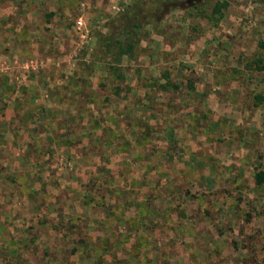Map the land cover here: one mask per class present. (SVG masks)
<instances>
[{
    "label": "rangeland",
    "instance_id": "1",
    "mask_svg": "<svg viewBox=\"0 0 264 264\" xmlns=\"http://www.w3.org/2000/svg\"><path fill=\"white\" fill-rule=\"evenodd\" d=\"M135 1L40 7L35 25L45 29L32 31L24 58L41 61L16 63L24 77L18 110L0 111V194L19 201L23 217L0 219V264H264V183L254 181L264 169V99L255 98L264 96V70L248 65L264 60V0H229L216 24L205 15L216 0H171L160 9L143 0L149 23L137 56L112 70L103 36L118 32L113 18ZM16 4L0 25L25 18L32 27V2ZM63 4L69 14L43 24ZM79 17L85 29L76 27ZM164 71L169 88L158 93ZM12 80L3 85L9 91ZM50 90L51 99L42 96ZM78 94L83 115L64 109ZM35 102L47 108L28 127ZM134 123L158 137L134 145ZM118 150L137 153L124 159ZM18 244L27 250L18 253Z\"/></svg>",
    "mask_w": 264,
    "mask_h": 264
},
{
    "label": "crops",
    "instance_id": "2",
    "mask_svg": "<svg viewBox=\"0 0 264 264\" xmlns=\"http://www.w3.org/2000/svg\"><path fill=\"white\" fill-rule=\"evenodd\" d=\"M44 1L45 0H9V1L7 0V2H6L4 0H0V19L4 15H5V17L12 15V13H14V9L18 8V5L16 3H18L20 5L22 2H25L26 4H29L32 2V27L31 26L29 27V25H28L29 22H26L25 18H23L21 23L9 22L6 25L5 29H4V26L0 25V32L2 33V38H0V46L3 45V48H6V49L8 48L9 49L8 52H10L9 54H7L9 56V58L4 59L3 57L7 56V55H4V51H0V104L3 106L2 108L0 107V111H2V112L5 110L9 111L11 109H13L14 111L18 110L17 103H19V101L17 100L18 101L17 102L15 100L14 95H17L18 83L22 82L24 80V77H23V74L19 73V67L20 66H17L16 63L18 64L19 62H22V60H25L24 62L30 61L32 63L33 62L38 63L41 61V59L38 60L36 57H33V55H30L29 58H24L25 57L24 46L26 45V43H28V45H30L32 47V45H33L32 31H37L40 28L42 30L45 29L43 26L37 27L35 25V20H36L35 18L37 16L41 15V13H43V12H40V7L42 6ZM56 1H58V2L64 1L67 3L69 2V0H56ZM57 7H58V5H56V7L54 9L51 8V10H49V12L45 13L46 16L44 15L45 19L43 21V24L49 23L51 20L47 21V19H49L51 17L53 19L56 15H58L59 18H61L62 15H68L70 11H66L65 8H68L69 10L71 9V6L69 4L68 5L63 4L64 10H61V11H58ZM26 9H27V7H26ZM28 11H29V9L26 10V12L23 11L27 18H28V15L30 13ZM56 19L57 18H55L54 20H56ZM63 23H64V26H66V23L65 22H63ZM2 31H4L5 34H3ZM22 33H24L26 35L25 41L22 40V37H21ZM33 49H35V46H33ZM17 52H19L20 55H18ZM22 54L24 55L23 57H22ZM33 54H35V52H33ZM15 67H16V70H15ZM2 74H6L7 77L4 75H3L4 77H2L1 76ZM11 79H13L12 83L17 84V86L12 88L9 91V89H6L3 85H4V83H7V82L9 83V81ZM14 79H16V81ZM161 92H163V90L158 91V93H161ZM42 93L43 92H41V94ZM32 94H33V92H32ZM51 94H52V92L50 90V92L43 93L42 96L48 97V99H51V97H52ZM116 94H118V93H116ZM116 94L112 93V96H114L117 99L118 96H116ZM6 95H7V98H4L3 96H6ZM33 98H35V97L33 96ZM11 100H13V101H11ZM33 100L34 99H32V101ZM36 100H37V98H36ZM14 101H16L15 107L10 104V103H13ZM84 101H85L84 97L80 96L78 94L77 100H74V102L73 101H66V105H75V106L71 107V108L65 107L64 109L69 110V111H77V113L81 112V115H83L84 113H83L82 107L84 106ZM114 101H116V100H114ZM33 105L34 106H32V111H31L32 115L29 116V118L26 120V124H25L28 127H30L31 125H32V127H34L37 123L43 122L41 120V118H38V116H37L38 111L41 110V108L43 106H40L37 102H35ZM87 105H89V104H87ZM92 105H95V103H93ZM44 108L46 110L47 104H46V106H44ZM3 116H4V113H3L2 117ZM8 117H9L8 119H12V117L11 118H10V116H8ZM0 119H1V121H3L4 118H0ZM162 119L164 120L163 117H162ZM82 123H84V122H82ZM147 125H149V124L139 125V124L134 123V125H132V127L129 128L128 140L130 142L134 143V145L136 144V142H142V145H143L144 143L151 141V139L157 138L158 136L154 131H152V132L149 131L148 133H146V131H147L146 126ZM45 127H49V125L45 126ZM163 127H166V130L172 129V126H170V125H168V126L163 125ZM134 130L136 132H139V133L141 131V133L135 136L134 133L132 132ZM176 130L177 129H175V131ZM162 132H164V133H162L160 141L162 142V144L163 143L165 144L168 142V138L165 134V131H162ZM2 137H3V133L0 132V139H2ZM133 153H137V152L130 151V150H128V151L127 150L126 151L118 150L116 156L120 157L122 155L123 158L125 157L127 159L130 156L133 157L134 156ZM130 172H129L130 174H133L132 171H130ZM0 174H1V172H0ZM0 196H2V198H0V219H2L4 221H7V220L16 221V219H20V218L23 219V217H21V215L17 214V213H19L20 209L22 208L20 202L19 201L16 202L14 200H11L8 202L4 198V191L1 192ZM24 204H26V207L31 208V206L28 204V202H25ZM3 236H4L3 239H5V235H3ZM11 246L12 245H10V247ZM15 248L18 249V251H17L18 253H23L24 252L23 248H25L27 250V248L22 244L16 245Z\"/></svg>",
    "mask_w": 264,
    "mask_h": 264
},
{
    "label": "trees",
    "instance_id": "3",
    "mask_svg": "<svg viewBox=\"0 0 264 264\" xmlns=\"http://www.w3.org/2000/svg\"><path fill=\"white\" fill-rule=\"evenodd\" d=\"M171 0H158V4L155 5L156 9H160V5L162 2H169ZM143 0H136L134 6L128 13L124 12V14L120 18H113L114 29L118 28V32L114 33V31L110 32L108 35L103 36L104 42L102 46L105 48V55H110L111 60L106 59V63L109 65L108 67L114 70V65L118 64L123 57H127L129 59L136 58L138 53V47L141 41V30L144 24L149 23V20H145L143 18V13L145 12L143 8ZM229 6V0H216L208 13H206V17L208 20L213 21L215 24L223 17V12ZM194 7H198L195 4ZM143 20V21H142ZM143 22V23H142ZM116 24L118 26H116ZM116 26V27H115ZM264 46V44H262ZM264 60L261 56L257 57L254 61H250V65H253V69L256 70H264ZM118 78H124V75L120 72H117L116 75ZM161 79H164L165 82H159ZM170 76L168 71H164L159 77L156 78L155 87L159 90L166 91L168 90V85ZM255 98L258 100H263L264 96L256 95ZM41 113L45 111V108L42 107L39 110ZM29 116V115H28ZM52 117V116H51ZM63 129L65 126H62ZM52 130V127H45ZM68 128H66L65 132ZM69 133L71 129H68ZM1 142V140H0ZM67 143H72L71 140L66 141ZM66 143V145H67ZM254 181L256 184L260 185L264 183V169H257L254 172Z\"/></svg>",
    "mask_w": 264,
    "mask_h": 264
},
{
    "label": "built area",
    "instance_id": "4",
    "mask_svg": "<svg viewBox=\"0 0 264 264\" xmlns=\"http://www.w3.org/2000/svg\"><path fill=\"white\" fill-rule=\"evenodd\" d=\"M76 23H77L76 27H77L78 29H79V28L81 29V27H84V24L82 23V20H81L80 17L77 19ZM82 25H83V26H82ZM84 29H85V27H84Z\"/></svg>",
    "mask_w": 264,
    "mask_h": 264
}]
</instances>
